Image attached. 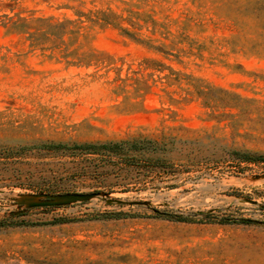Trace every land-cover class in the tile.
Returning a JSON list of instances; mask_svg holds the SVG:
<instances>
[{
    "label": "rangeland",
    "instance_id": "1",
    "mask_svg": "<svg viewBox=\"0 0 264 264\" xmlns=\"http://www.w3.org/2000/svg\"><path fill=\"white\" fill-rule=\"evenodd\" d=\"M97 11L89 66L3 26ZM5 219L0 264H264V0H0Z\"/></svg>",
    "mask_w": 264,
    "mask_h": 264
},
{
    "label": "trees",
    "instance_id": "2",
    "mask_svg": "<svg viewBox=\"0 0 264 264\" xmlns=\"http://www.w3.org/2000/svg\"><path fill=\"white\" fill-rule=\"evenodd\" d=\"M95 13L80 12L79 14H77L78 17L73 19H58L54 17L43 16L37 17L34 14H30L28 16H22L21 14H19L18 16L6 15L7 21L5 22V24H3V26L9 33L25 35L26 40L29 41L31 47L39 48L44 52L50 51L52 54H78L80 57L77 58V62L67 61V63L89 66L94 60L93 58L95 56V51L89 46L88 50L84 49L82 52H80L82 48H85V45L79 44V40L81 37L85 39L89 37V33L97 24L98 20L101 19L104 21H108L107 18L109 19V14H105L100 11H97ZM124 30L128 32L127 29ZM74 46L78 48H73ZM112 145L118 144L115 143ZM88 146L92 145L90 144ZM243 156L247 155L244 154ZM157 212L161 213L160 211ZM115 214L117 215V217H119L125 213L120 211ZM163 214H165V217L173 220L189 221V217H187L186 215H170L166 213ZM203 214L208 215L209 213ZM103 215L106 216V214ZM231 219L232 218H225L221 221V223H228ZM6 220L8 219L1 220L0 225H2ZM243 221L247 222V219H243Z\"/></svg>",
    "mask_w": 264,
    "mask_h": 264
},
{
    "label": "water",
    "instance_id": "3",
    "mask_svg": "<svg viewBox=\"0 0 264 264\" xmlns=\"http://www.w3.org/2000/svg\"><path fill=\"white\" fill-rule=\"evenodd\" d=\"M99 193H61V194H48L43 193L39 195H33L22 199L21 204H25L28 207H40V206H56V205H66L78 201H86L95 196H98ZM119 203H125V200H115ZM132 204H143L144 202L135 201L131 202Z\"/></svg>",
    "mask_w": 264,
    "mask_h": 264
}]
</instances>
